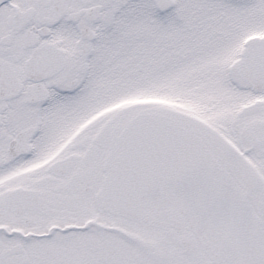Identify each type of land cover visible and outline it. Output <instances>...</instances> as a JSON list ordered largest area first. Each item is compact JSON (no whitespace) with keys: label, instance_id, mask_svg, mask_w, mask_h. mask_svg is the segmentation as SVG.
Wrapping results in <instances>:
<instances>
[{"label":"snow or ice","instance_id":"snow-or-ice-1","mask_svg":"<svg viewBox=\"0 0 264 264\" xmlns=\"http://www.w3.org/2000/svg\"><path fill=\"white\" fill-rule=\"evenodd\" d=\"M0 264H264V0H0Z\"/></svg>","mask_w":264,"mask_h":264}]
</instances>
